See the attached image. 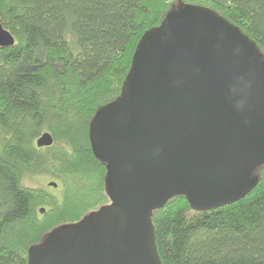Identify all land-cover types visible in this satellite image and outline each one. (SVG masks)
<instances>
[{"label": "trees", "instance_id": "1", "mask_svg": "<svg viewBox=\"0 0 264 264\" xmlns=\"http://www.w3.org/2000/svg\"><path fill=\"white\" fill-rule=\"evenodd\" d=\"M182 4L218 12L264 52V0H0L16 39L0 47V264H29L49 232L110 202L90 123L121 94L142 36ZM45 132L53 144L38 147ZM42 174L58 194L27 185ZM255 176L222 207L198 211L178 195L154 210L161 263L264 264V165Z\"/></svg>", "mask_w": 264, "mask_h": 264}, {"label": "water", "instance_id": "2", "mask_svg": "<svg viewBox=\"0 0 264 264\" xmlns=\"http://www.w3.org/2000/svg\"><path fill=\"white\" fill-rule=\"evenodd\" d=\"M15 42L0 20V47ZM89 138L106 163L110 202L49 232L29 264H162L154 210L178 195L212 210L257 183L264 52L218 12L182 4L142 36L121 94L99 109ZM53 141L45 132L37 145Z\"/></svg>", "mask_w": 264, "mask_h": 264}, {"label": "rangeland", "instance_id": "3", "mask_svg": "<svg viewBox=\"0 0 264 264\" xmlns=\"http://www.w3.org/2000/svg\"><path fill=\"white\" fill-rule=\"evenodd\" d=\"M176 10V8H175ZM26 183L28 186L33 187V188H44L50 192L58 194L57 186H52L51 183H56L58 184L57 180L51 176L50 174H42L38 176H31L26 179ZM45 213V212H44ZM41 213V214H44Z\"/></svg>", "mask_w": 264, "mask_h": 264}]
</instances>
